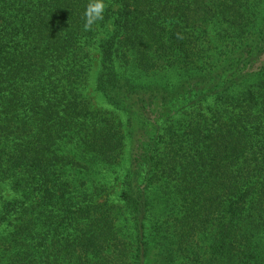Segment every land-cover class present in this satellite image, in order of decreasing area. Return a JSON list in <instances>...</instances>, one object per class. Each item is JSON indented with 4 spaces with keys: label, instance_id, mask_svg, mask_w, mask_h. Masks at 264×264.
I'll return each instance as SVG.
<instances>
[{
    "label": "trees",
    "instance_id": "16d2710c",
    "mask_svg": "<svg viewBox=\"0 0 264 264\" xmlns=\"http://www.w3.org/2000/svg\"><path fill=\"white\" fill-rule=\"evenodd\" d=\"M88 2L0 0V264H264V0Z\"/></svg>",
    "mask_w": 264,
    "mask_h": 264
},
{
    "label": "clouds",
    "instance_id": "9594fccd",
    "mask_svg": "<svg viewBox=\"0 0 264 264\" xmlns=\"http://www.w3.org/2000/svg\"><path fill=\"white\" fill-rule=\"evenodd\" d=\"M106 7V0H89L83 14L85 31L93 30L94 25H98L99 22L104 20Z\"/></svg>",
    "mask_w": 264,
    "mask_h": 264
},
{
    "label": "rangeland",
    "instance_id": "374dc122",
    "mask_svg": "<svg viewBox=\"0 0 264 264\" xmlns=\"http://www.w3.org/2000/svg\"><path fill=\"white\" fill-rule=\"evenodd\" d=\"M96 73H97V67L95 68L94 72H93V77L91 79V84L88 88V92L89 94H91L94 99H95V103L97 105V107L99 108H102V109H106L108 108L105 100L102 98V96L96 91V82H95V79H96ZM120 187H117V192H116V196L119 194V189ZM114 200H115V197H114Z\"/></svg>",
    "mask_w": 264,
    "mask_h": 264
}]
</instances>
